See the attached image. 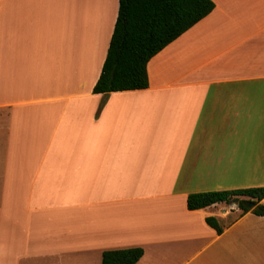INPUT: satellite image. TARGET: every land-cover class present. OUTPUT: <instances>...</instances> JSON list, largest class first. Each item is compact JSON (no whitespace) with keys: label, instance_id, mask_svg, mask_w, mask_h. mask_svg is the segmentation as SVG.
Masks as SVG:
<instances>
[{"label":"crops","instance_id":"0c3cea01","mask_svg":"<svg viewBox=\"0 0 264 264\" xmlns=\"http://www.w3.org/2000/svg\"><path fill=\"white\" fill-rule=\"evenodd\" d=\"M212 1L146 89L95 94L118 0H0V262L264 264V217L186 208L264 188V0Z\"/></svg>","mask_w":264,"mask_h":264},{"label":"trees","instance_id":"16d2710c","mask_svg":"<svg viewBox=\"0 0 264 264\" xmlns=\"http://www.w3.org/2000/svg\"><path fill=\"white\" fill-rule=\"evenodd\" d=\"M214 8L212 0H118L113 33L95 94L146 89L149 85L147 64L157 53L206 17ZM248 197L251 200H239ZM264 188L210 191L190 194L186 200L189 211L216 204L238 202L242 213L264 217ZM254 204L252 209L245 203ZM216 234L224 230L215 217L205 219ZM143 256L141 248L108 250L101 255V264H136Z\"/></svg>","mask_w":264,"mask_h":264},{"label":"rangeland","instance_id":"374dc122","mask_svg":"<svg viewBox=\"0 0 264 264\" xmlns=\"http://www.w3.org/2000/svg\"><path fill=\"white\" fill-rule=\"evenodd\" d=\"M234 218H235V215H230V216L228 217L227 221H226L227 224H228V223H231V222L233 221ZM21 250H22V249H17V248H16V251H18V252H21ZM3 251H4V250L0 251V257H3ZM7 262H9V260H7ZM0 264H4L3 260L0 262Z\"/></svg>","mask_w":264,"mask_h":264},{"label":"water","instance_id":"95a60500","mask_svg":"<svg viewBox=\"0 0 264 264\" xmlns=\"http://www.w3.org/2000/svg\"><path fill=\"white\" fill-rule=\"evenodd\" d=\"M234 205H238L237 202H234ZM245 207L249 208V209H252L254 207V204L251 203V202H247L244 204Z\"/></svg>","mask_w":264,"mask_h":264}]
</instances>
